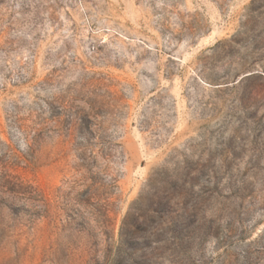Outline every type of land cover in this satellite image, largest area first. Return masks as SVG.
<instances>
[{
	"label": "rangeland",
	"instance_id": "rangeland-1",
	"mask_svg": "<svg viewBox=\"0 0 264 264\" xmlns=\"http://www.w3.org/2000/svg\"><path fill=\"white\" fill-rule=\"evenodd\" d=\"M0 161V264H264V0H0Z\"/></svg>",
	"mask_w": 264,
	"mask_h": 264
},
{
	"label": "trees",
	"instance_id": "trees-1",
	"mask_svg": "<svg viewBox=\"0 0 264 264\" xmlns=\"http://www.w3.org/2000/svg\"><path fill=\"white\" fill-rule=\"evenodd\" d=\"M82 183L75 182L70 185V190H75ZM95 184L88 185V187L80 192V202L94 205L93 193L95 192ZM0 194H11L21 197L22 199L31 200L35 203H41L40 208L44 211L49 209V203L43 197L39 188L33 184L27 183L21 178L12 175L6 165L0 161ZM1 202V201H0Z\"/></svg>",
	"mask_w": 264,
	"mask_h": 264
}]
</instances>
